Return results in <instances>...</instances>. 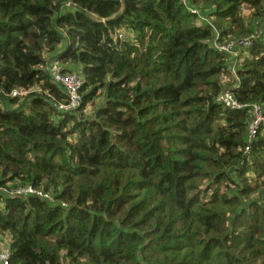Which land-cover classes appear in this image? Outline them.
<instances>
[{
    "label": "trees",
    "instance_id": "trees-1",
    "mask_svg": "<svg viewBox=\"0 0 264 264\" xmlns=\"http://www.w3.org/2000/svg\"><path fill=\"white\" fill-rule=\"evenodd\" d=\"M188 1L0 0V186L55 197L0 193L9 264H264V127L246 153V111L216 103L264 111V0ZM250 36L230 82L213 43ZM54 58L75 110L47 97Z\"/></svg>",
    "mask_w": 264,
    "mask_h": 264
},
{
    "label": "built area",
    "instance_id": "built-area-1",
    "mask_svg": "<svg viewBox=\"0 0 264 264\" xmlns=\"http://www.w3.org/2000/svg\"><path fill=\"white\" fill-rule=\"evenodd\" d=\"M182 2L187 6L189 12L199 14V9L195 5H189L185 0H182ZM218 36L219 35L216 33V38H218ZM117 37L122 38L123 34L120 33ZM251 45L252 36L236 39L228 44H223L218 41H214L213 43V48L215 50L219 53L228 55L230 60L229 70L233 74L236 83L239 81L236 73L239 64L237 51L246 50L251 47ZM70 65L73 66V64ZM47 70L52 82L63 90L66 97L64 101H59L54 96L47 93V97L52 101L53 106L61 112H69L79 107L82 101L80 89L83 83L80 71L75 66H73L71 70H66L65 64L57 58L48 62ZM17 95H20L17 90H13L10 93V96L12 97ZM216 103L229 109L246 111L248 117V134L246 137L245 152L248 153L250 145L256 139L258 131L261 127H264V111L261 105L258 103H240L232 93L231 89L228 88L223 89L219 93L216 98ZM0 193L10 198L35 196L50 204L55 202L54 194L35 188L31 184L0 186ZM61 205L65 206L63 203ZM9 256L10 251L8 246L0 245V264H9Z\"/></svg>",
    "mask_w": 264,
    "mask_h": 264
},
{
    "label": "rangeland",
    "instance_id": "rangeland-1",
    "mask_svg": "<svg viewBox=\"0 0 264 264\" xmlns=\"http://www.w3.org/2000/svg\"><path fill=\"white\" fill-rule=\"evenodd\" d=\"M185 1H186L187 3L189 2L188 0H185ZM195 6H198V8H200V9H203L202 7H204L202 3H198V5H195ZM240 12H241V14L243 15L244 20L246 21L248 28H251L252 31L255 33V30L258 28V22H259V20H258L257 18H254V12L252 11V9H249L247 6H242ZM120 33L123 34V36H124V34L126 33V30H120V31H117V32H116L117 36H118V34H120ZM127 33H128V32H127ZM254 33H252V35H253ZM126 35H127V34H126ZM130 36H131V34L128 35V37H130ZM231 41H233V40H231ZM231 41L225 42V43H223V44L231 43ZM61 48H63V45H62V46H59V47L57 48V51L60 50ZM242 52H243L242 50H238V51H237V56H238V61H239V62L243 59V54H242ZM229 61H230V60H229ZM237 64H238V62H237ZM229 76H230V82L232 81V79L235 80V78L233 77V74H232L231 72H230ZM230 85H232V83H231ZM96 102H97V106H98L99 104H100V105L103 104V100H102L101 97H100L99 99H97ZM92 109H93V107H92V106H89L88 109H87V111L91 113ZM3 240H4V239H3ZM4 241H5V240H4Z\"/></svg>",
    "mask_w": 264,
    "mask_h": 264
},
{
    "label": "crops",
    "instance_id": "crops-1",
    "mask_svg": "<svg viewBox=\"0 0 264 264\" xmlns=\"http://www.w3.org/2000/svg\"><path fill=\"white\" fill-rule=\"evenodd\" d=\"M2 244V241L0 240V245Z\"/></svg>",
    "mask_w": 264,
    "mask_h": 264
}]
</instances>
